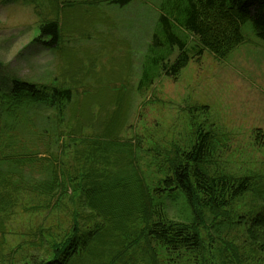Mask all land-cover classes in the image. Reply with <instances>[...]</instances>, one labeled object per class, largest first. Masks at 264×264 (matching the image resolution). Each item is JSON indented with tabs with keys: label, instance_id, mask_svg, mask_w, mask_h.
<instances>
[{
	"label": "rangeland",
	"instance_id": "1",
	"mask_svg": "<svg viewBox=\"0 0 264 264\" xmlns=\"http://www.w3.org/2000/svg\"><path fill=\"white\" fill-rule=\"evenodd\" d=\"M165 1L169 0L120 5L118 0H0V87L18 79L68 87L73 93L57 133H42L43 116L55 114L34 110L17 143L10 144L6 134L18 137V130L0 133V155L9 152L3 145H26L23 151L29 152L32 163L27 161L24 171L31 179L40 178V166L51 162L62 163L71 178L86 170L91 181L106 182L99 197L101 209L108 213L98 216L90 210L86 220V227L93 226L94 231L100 226L101 231L73 262L107 264L125 236L124 222L120 220L119 227L109 220L122 201L121 193L111 190L114 183L129 175L128 169L146 183L152 177L164 178L167 170L158 166L178 158L200 130L208 132L210 174L219 170L234 178L249 177L251 189L235 199L229 218L215 224L217 230L206 222L201 229L204 246L195 254L208 264H264V237L254 241L247 230L256 211L264 209V147L258 139L264 133V39L247 21L241 25L242 41L224 57L208 50L191 52L176 76L161 74L137 91ZM49 21L58 23L60 37L51 47L42 43L50 36L42 38L39 30ZM191 41L189 45L196 42ZM2 191L13 208L0 217L7 223L0 238V264L45 260L50 256L44 246L47 232L56 234V242L64 238L65 230L71 233L74 211L79 212L75 195L70 189L60 208L29 210L30 189L12 191L6 184ZM34 194L39 202L40 195ZM178 208L168 209L171 218L181 219ZM135 252L129 264H193L187 253L155 259L142 246Z\"/></svg>",
	"mask_w": 264,
	"mask_h": 264
},
{
	"label": "trees",
	"instance_id": "2",
	"mask_svg": "<svg viewBox=\"0 0 264 264\" xmlns=\"http://www.w3.org/2000/svg\"><path fill=\"white\" fill-rule=\"evenodd\" d=\"M118 1L122 5L130 0ZM161 11L159 29L153 35L149 54L140 70L137 91L148 88L161 74L176 76L189 61L191 52L199 54L208 50L218 58L224 57L242 41L241 25L247 21L251 22L255 35L264 39V0H169L161 4ZM39 30L41 37L50 36L42 42L50 47L60 39L56 21L43 23ZM190 38L196 40L192 45H189L192 43ZM72 99L73 93L68 87H48L12 79L8 85L0 87V133L18 130V137L6 134H10V144L17 143L30 119V112L38 109L55 114V118L49 114L42 115L45 124L42 133H57L58 124ZM258 139L264 147V133L259 134ZM13 146H18V149ZM125 146L122 145L123 150H126ZM3 147H8L9 152L0 155V217L13 208L12 200L2 191L6 184L12 191L13 188L15 191L30 189L28 194L32 197V205L29 210L60 208L65 197H70L71 189L79 210L74 211L71 233L65 230L64 238L56 242V234L47 232L44 246L48 247L50 256L37 263L33 259L30 264H74L75 257L87 250L91 239L101 231L100 226L94 231L91 230L93 226L86 227V220L90 210L96 211L98 216L108 213L101 209L102 199L99 197L106 182L91 181L86 170L82 175L71 178L64 174L62 163L51 162L40 166V178L31 179L30 172L24 171L26 162L32 163L29 152L23 151L26 145ZM210 152V135L200 130L194 143L178 158L166 163V167L158 166L160 171L167 170L164 178L152 177L146 183L144 177L131 174L129 169L130 174L123 182L114 183L111 190L120 192L122 201L119 212L113 213L109 220L119 227L120 220L123 221L121 232L125 236L123 246L110 254L107 264H129L140 246L144 247L145 254L154 255L155 259H169L170 255L187 253L191 255L193 264H208L195 254L204 246L201 229L207 227V221L211 225L224 222V218L230 216V206L235 199L243 197L251 189L249 177L234 178L219 170L211 175L207 168ZM34 191L40 195L39 202ZM261 196L263 202L264 193ZM173 206L179 207L181 219L169 216L168 209ZM233 216L230 225L234 223ZM217 226L214 229L217 230ZM6 227L7 223L1 221L0 238ZM247 230L254 241L264 237V209L256 211ZM258 246L263 249L261 242ZM2 254L0 251V256Z\"/></svg>",
	"mask_w": 264,
	"mask_h": 264
}]
</instances>
